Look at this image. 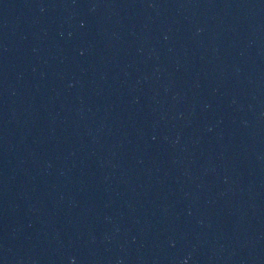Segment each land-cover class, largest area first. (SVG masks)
<instances>
[{"label":"water","instance_id":"1","mask_svg":"<svg viewBox=\"0 0 264 264\" xmlns=\"http://www.w3.org/2000/svg\"><path fill=\"white\" fill-rule=\"evenodd\" d=\"M0 264H264V0H0Z\"/></svg>","mask_w":264,"mask_h":264}]
</instances>
